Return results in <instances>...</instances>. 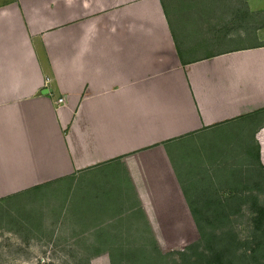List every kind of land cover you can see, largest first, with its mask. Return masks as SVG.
Segmentation results:
<instances>
[{"label":"crops","instance_id":"obj_1","mask_svg":"<svg viewBox=\"0 0 264 264\" xmlns=\"http://www.w3.org/2000/svg\"><path fill=\"white\" fill-rule=\"evenodd\" d=\"M255 36L184 55L164 0H0V202L58 199L96 253L210 220L264 173Z\"/></svg>","mask_w":264,"mask_h":264},{"label":"rangeland","instance_id":"obj_2","mask_svg":"<svg viewBox=\"0 0 264 264\" xmlns=\"http://www.w3.org/2000/svg\"><path fill=\"white\" fill-rule=\"evenodd\" d=\"M246 1L164 0L181 52L196 56L264 33V0H256L251 14ZM257 181L255 190L228 192L209 221L192 229L178 221L171 223L172 236L163 231L161 237L130 239L126 247H98L109 253L92 252L93 239L41 220V211L58 209V199L19 192L0 202V264H264V173Z\"/></svg>","mask_w":264,"mask_h":264},{"label":"trees","instance_id":"obj_3","mask_svg":"<svg viewBox=\"0 0 264 264\" xmlns=\"http://www.w3.org/2000/svg\"><path fill=\"white\" fill-rule=\"evenodd\" d=\"M207 221H209V220H207ZM200 222H203V221H196L197 226L199 225L198 223H200ZM213 256H216V255H213ZM213 258H214V257H213ZM213 258H212V259H213ZM212 259H211V260H212Z\"/></svg>","mask_w":264,"mask_h":264},{"label":"water","instance_id":"obj_4","mask_svg":"<svg viewBox=\"0 0 264 264\" xmlns=\"http://www.w3.org/2000/svg\"><path fill=\"white\" fill-rule=\"evenodd\" d=\"M48 91H49V89H47V88H45V89L42 90L43 93H46Z\"/></svg>","mask_w":264,"mask_h":264},{"label":"built area","instance_id":"obj_5","mask_svg":"<svg viewBox=\"0 0 264 264\" xmlns=\"http://www.w3.org/2000/svg\"><path fill=\"white\" fill-rule=\"evenodd\" d=\"M62 99H63V97H59V99H58V100H59V101H61Z\"/></svg>","mask_w":264,"mask_h":264}]
</instances>
